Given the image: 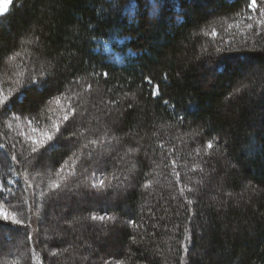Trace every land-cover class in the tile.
Instances as JSON below:
<instances>
[{
    "label": "trees",
    "instance_id": "trees-1",
    "mask_svg": "<svg viewBox=\"0 0 264 264\" xmlns=\"http://www.w3.org/2000/svg\"><path fill=\"white\" fill-rule=\"evenodd\" d=\"M0 92V264H264V0H13Z\"/></svg>",
    "mask_w": 264,
    "mask_h": 264
},
{
    "label": "snow or ice",
    "instance_id": "snow-or-ice-1",
    "mask_svg": "<svg viewBox=\"0 0 264 264\" xmlns=\"http://www.w3.org/2000/svg\"><path fill=\"white\" fill-rule=\"evenodd\" d=\"M11 2H12V0H6L4 7L0 8V16H3L6 13L8 4H10ZM256 4H257V0H251V8L253 10L256 9ZM107 75H108L107 73H104L105 77H107ZM37 82H39V81H33V83H37ZM149 83H151V81H149ZM8 99H9L8 96L0 94V105H5L8 101ZM71 111H72V115H75L74 109H72ZM63 119L65 121L69 120V116L67 113L65 114ZM28 123H29V126H31V121H29ZM33 131H35V129ZM53 131H55L56 133H59L60 132V125L59 124L55 125ZM52 139H53L52 132L51 131H45V132H40L39 137L37 139H35L33 142L38 144V145L43 146V145H46ZM208 147L211 148L212 144L209 143ZM34 151H35V149H34ZM100 183H101V186H103L104 182L101 181ZM57 187H59V185H57ZM93 187H95V185H93ZM0 219H2L3 221L9 222L11 224H14V225H21L22 224V222L17 218L16 214L7 211L5 208H3V206H0ZM92 219L95 220V219H97V217L93 216ZM99 219L101 221H103L104 216L101 215L99 217ZM132 223H135V221H132Z\"/></svg>",
    "mask_w": 264,
    "mask_h": 264
},
{
    "label": "rangeland",
    "instance_id": "rangeland-1",
    "mask_svg": "<svg viewBox=\"0 0 264 264\" xmlns=\"http://www.w3.org/2000/svg\"><path fill=\"white\" fill-rule=\"evenodd\" d=\"M12 1H13V0H12ZM5 3H6V0H0V8L4 7ZM11 4H12V2H11L10 4H8V7H7V10H6V13L9 11V8H10ZM6 13H5V14H6ZM105 47H106V50H107V51L111 52V50H110V46H109L108 44H107ZM117 60L120 61V57H117ZM0 94L4 95V93H1V92H0ZM57 106H59V107H61V108H65V107H64V106H65V103L59 101ZM16 122H18V120H17ZM20 122H21V121H20ZM28 122H29V121H23V123L26 124V125H29ZM29 127H30L29 131H30V133H32V132H31L32 123H31V126H29ZM11 130H12V129H10V131H11ZM27 133H29V132H27ZM27 133H25V135H26V136H29L30 133H29L28 135H27ZM25 135H24V136H25ZM31 135H32V137H33V134H31ZM30 138H31V137H30ZM33 139H37V138H33ZM0 206H1V205H0ZM15 249L18 250L17 247H15ZM18 251H19V250H18ZM11 253H12V251H11ZM85 254L87 255V250H85V252H82V255H85ZM84 260H85L86 262H88L89 264H98V262L100 261V259L97 260V258H94V257L85 258Z\"/></svg>",
    "mask_w": 264,
    "mask_h": 264
}]
</instances>
